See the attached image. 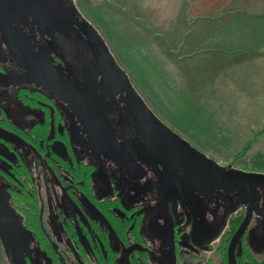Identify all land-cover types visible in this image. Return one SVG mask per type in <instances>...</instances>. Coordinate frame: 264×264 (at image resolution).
<instances>
[{"label": "flooded vegetation", "instance_id": "obj_1", "mask_svg": "<svg viewBox=\"0 0 264 264\" xmlns=\"http://www.w3.org/2000/svg\"><path fill=\"white\" fill-rule=\"evenodd\" d=\"M8 2L14 16L11 27L27 38V44L39 57L50 61L74 78L62 67L60 57L50 44L49 34L44 28V19L48 15L44 13L41 0H8ZM95 34L93 30H89L87 39L81 38L78 34H75V37L92 49L93 45L99 42L98 35ZM15 53L9 50L0 34V75L18 77L27 72L28 63L24 52L17 49ZM76 81L85 83L87 73L83 80ZM102 86L99 78L104 116L115 134L113 144L123 146L126 151L128 159L125 164L121 160L109 157L90 141L88 128L77 112L58 98L53 91L40 86L34 80L14 83L0 79V91L15 87L16 98L21 103L30 108H39L43 114L42 120L35 122L28 129L15 124L3 111L0 114V188L8 195L11 209L29 235L27 250L22 252L20 259L7 249L1 237L0 247L4 248L13 264H179L180 254L198 264H230L229 246L247 211L249 194L246 185L237 181L230 186L232 188L230 192H225L223 186L218 183L197 185L199 189L194 187L185 180L179 169L163 164L139 139L132 126L131 115L125 110L122 90L116 97L106 99L102 96ZM22 91L31 94L28 100L22 99L20 96ZM112 110L119 111L120 115H110ZM122 112L126 115H121ZM6 120H9V123ZM36 125L43 127L46 132L45 137L27 138L24 133H28ZM115 126L125 128V132L129 134V128H133L134 136L131 135L128 140H136L142 149L138 150L125 143ZM175 133L191 147L204 153L182 135ZM136 141L133 143L135 144ZM55 142L63 144L66 157L53 150L52 145ZM74 148L78 149L82 156H90L97 160L102 171H105V163L112 169L110 176L104 172L103 182L106 188L96 191L92 175L96 168L95 164L78 158ZM32 154L51 175L50 184L54 190L53 195L47 200L49 205L53 206L55 222L50 227L54 232H60L61 237L69 244L65 252L57 243L60 239L54 238L43 222L45 202L24 162V157ZM205 156L219 165L226 187H229L228 184L233 180L235 172H245L235 168L233 164H220L207 154ZM19 166L27 170L28 181H25L24 177L15 176L12 172L13 168ZM166 171L171 178H175L182 185L185 196L194 207L193 212L186 203H182L176 223L167 204ZM150 178L159 180L164 186V199L157 215L161 240L155 249L150 246L142 228L145 205L136 201L138 192L142 194L146 191ZM119 184L129 189L128 198L124 195L125 190L118 189ZM253 188L258 195L253 212L257 210L264 214V205H262L264 189L258 185H254ZM25 189L28 195L34 197L37 218L33 225L26 218L25 212L13 202L11 191L23 194ZM243 194L246 195L247 200H242L237 210L229 216L226 229L213 254L207 255L206 251L195 245L190 247L191 243L186 239H189L188 232L193 218L205 220L211 225L214 217L221 212L226 199L231 197L244 199V196L241 197ZM164 204L167 213L163 212ZM258 226L264 227V223L259 222ZM247 229L248 227L233 245L234 264H264V258H257L245 241Z\"/></svg>", "mask_w": 264, "mask_h": 264}, {"label": "rangeland", "instance_id": "obj_2", "mask_svg": "<svg viewBox=\"0 0 264 264\" xmlns=\"http://www.w3.org/2000/svg\"><path fill=\"white\" fill-rule=\"evenodd\" d=\"M103 2L104 0H41L44 13L48 15L44 19V28L49 34L50 44L60 57L62 67L72 74L76 80L81 81L84 79L92 55L91 49L79 41L75 34L87 39L88 31L93 30L97 35L98 5ZM123 3L122 6H125ZM128 36H130L128 32L122 33L120 36L122 42ZM111 42H113V39ZM161 57V55L151 54L150 51L149 55L145 53L141 56L131 54L117 56V59L126 71L133 87L147 102V106L170 129L182 135L183 138L220 164H233L235 168L244 170L247 173L264 174V115H249V120L246 115H182V110L179 111L180 105L165 103L166 98H164L163 93L164 91L167 93L165 85L167 81L165 73L162 72ZM155 61L158 68L155 69L156 71H154ZM164 65H167V63L165 62ZM2 111L23 129H28L35 122L42 120L43 115L39 108H30L21 103L16 98L15 87L11 90L0 91V114ZM110 115H120V112L112 110ZM121 115L126 114L122 112ZM115 129L129 146L132 145L138 150L142 149L136 140H128L134 134L133 128H129L130 134L125 132L126 129L121 128V126H115ZM74 153L78 158L95 164L96 168L92 175L96 191L106 188L103 182L104 175L110 176L112 169L105 163V171H102L98 161L94 158L82 156L76 148H74ZM24 162L34 183L38 185L45 202L43 211L45 227L54 238L60 239L57 243L65 252L69 244L61 237L60 232H54L50 227L55 222L53 206H50L47 200L48 197L53 195L54 190L50 184L51 175L33 154L25 156ZM117 171L116 169V174ZM167 171V204L176 223L182 203H186L193 212L194 207L189 198L185 196L182 185L175 178H171ZM118 189L125 190L124 195L126 198L130 196L129 189L124 185L119 184ZM243 196L244 199L240 198V200L235 197L226 199L221 212L214 217L211 225L205 220H194L193 218L188 232L189 239H186L191 243L190 247L194 245L201 247L203 251H206L205 254L212 255L215 246L219 244L221 235L226 229L229 216L237 210L242 200H247L246 195L243 194L241 197ZM163 199L164 186L159 180L153 178L149 179L146 191L142 194L138 192L136 197V201L145 205L142 228L150 246L153 247L152 249H155L161 240L157 215ZM259 222L264 223V214L254 210L245 241L251 252L257 258L262 259L264 258V239H261L256 232ZM184 257L180 254L179 264H198L194 260H188ZM0 264H13L12 259L1 247Z\"/></svg>", "mask_w": 264, "mask_h": 264}, {"label": "crops", "instance_id": "obj_3", "mask_svg": "<svg viewBox=\"0 0 264 264\" xmlns=\"http://www.w3.org/2000/svg\"><path fill=\"white\" fill-rule=\"evenodd\" d=\"M97 24L120 67L162 56L165 103L182 115H264V0H104Z\"/></svg>", "mask_w": 264, "mask_h": 264}, {"label": "water", "instance_id": "obj_4", "mask_svg": "<svg viewBox=\"0 0 264 264\" xmlns=\"http://www.w3.org/2000/svg\"><path fill=\"white\" fill-rule=\"evenodd\" d=\"M13 21L14 16L8 0H0L2 39L13 54H16L17 49L24 52L28 70L18 77L0 75V79L14 83L34 80L40 86L53 91L58 98L68 103L77 112L88 128L90 141L97 145L96 147H100L106 155L115 160H121L124 164L128 159L123 146L113 144L115 134L104 116L99 78L103 84L104 98H114L122 90L125 110L131 115L132 126L139 139L163 164L179 169L187 182L196 188H198L197 185L218 183L223 186L225 192H230L232 190L230 186L237 181L246 185L249 194L247 211L229 246L230 264H234L232 248L251 221L253 208L258 198L253 186L258 185L264 189V174L237 171L228 184L229 187H226L219 165L206 157L204 153L191 147L153 113L133 87L127 74L105 48L102 40L98 38L99 42L95 43L91 49L87 81L79 83L61 68L39 57L27 44V38L11 27ZM52 148L55 152H60L62 157L67 156L63 144L55 142ZM262 205H264V199H262ZM163 212L167 213L166 204L163 206ZM256 232L260 238H264V227L258 226ZM0 237L17 259H20L22 252L27 250L29 235L11 209L8 195L2 188H0Z\"/></svg>", "mask_w": 264, "mask_h": 264}, {"label": "trees", "instance_id": "obj_5", "mask_svg": "<svg viewBox=\"0 0 264 264\" xmlns=\"http://www.w3.org/2000/svg\"><path fill=\"white\" fill-rule=\"evenodd\" d=\"M30 95L31 94H29V92L27 91H22L20 94V96L22 97V99H24V101L28 100ZM6 122L9 123V120H6ZM42 128H43L42 126L36 125L31 128V131L24 134L27 138L35 137L36 139H40L45 137L46 135V132ZM12 172L15 174V176L19 178L24 177L25 181L29 180V174L27 170L22 166L13 168ZM11 192L13 195V202L15 203L16 207H19L21 210L25 212L26 218L32 225L35 224L37 215H36V210L34 209L35 208L33 203L34 197L28 195V191H26V189L24 190L23 194H19L16 191H11Z\"/></svg>", "mask_w": 264, "mask_h": 264}]
</instances>
